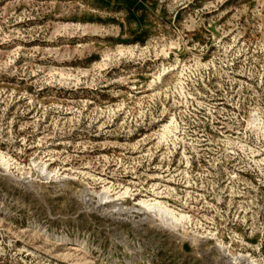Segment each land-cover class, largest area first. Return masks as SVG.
<instances>
[{
  "label": "rangeland",
  "instance_id": "1",
  "mask_svg": "<svg viewBox=\"0 0 264 264\" xmlns=\"http://www.w3.org/2000/svg\"><path fill=\"white\" fill-rule=\"evenodd\" d=\"M254 113L264 0H0V264H264Z\"/></svg>",
  "mask_w": 264,
  "mask_h": 264
},
{
  "label": "bare ground",
  "instance_id": "2",
  "mask_svg": "<svg viewBox=\"0 0 264 264\" xmlns=\"http://www.w3.org/2000/svg\"><path fill=\"white\" fill-rule=\"evenodd\" d=\"M158 79H161V74L157 77ZM181 83H183L181 81ZM183 89V87H182ZM251 125H253L256 129L260 130L262 134L264 135V121L259 116L258 113H254L252 117V121L250 122ZM177 125L175 117L171 118V120L163 126V131L161 133V137L164 140L169 139V137L174 136L175 140L178 139L177 135ZM0 161L1 163L8 168L10 166L8 159H6V156L0 152ZM39 171L42 174L50 175L52 172L48 171L47 164L43 163L41 165L38 164ZM130 195V189L125 188V191L123 193H120L116 195L117 197L114 198L112 195H110V188L104 187L103 193L100 196V199L102 201L108 202H115L117 200H122ZM118 204H113L112 207H117ZM140 206L139 210H145L147 212L152 213L158 220L166 226L170 227H176L179 225L185 226L186 221L190 220V216L186 213L180 211L176 208H170L165 202L159 201L158 199H145L142 198L139 200L138 204ZM234 254V253H233ZM233 259L242 261V259H245L247 261V264H259L258 262L251 260L249 261V258L244 255L236 256L233 255Z\"/></svg>",
  "mask_w": 264,
  "mask_h": 264
}]
</instances>
